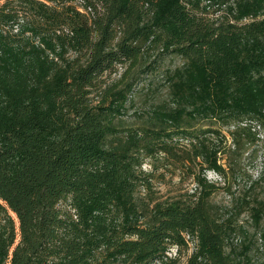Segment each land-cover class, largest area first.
Returning <instances> with one entry per match:
<instances>
[{
	"label": "trees",
	"instance_id": "16d2710c",
	"mask_svg": "<svg viewBox=\"0 0 264 264\" xmlns=\"http://www.w3.org/2000/svg\"><path fill=\"white\" fill-rule=\"evenodd\" d=\"M167 53L169 98L124 126ZM259 124L264 0H0V264H264V157L229 215L207 176ZM170 171L195 189L157 195Z\"/></svg>",
	"mask_w": 264,
	"mask_h": 264
},
{
	"label": "rangeland",
	"instance_id": "374dc122",
	"mask_svg": "<svg viewBox=\"0 0 264 264\" xmlns=\"http://www.w3.org/2000/svg\"><path fill=\"white\" fill-rule=\"evenodd\" d=\"M158 61V68L155 70V77L152 82H150L151 78L143 76L140 82L136 85L135 92H133V95L130 97V103L124 110V113L119 115L124 126L139 123L140 113L152 109L158 102L166 101L169 98L168 88L164 85V73L168 67L179 65L181 63V58L174 54L167 53L162 55ZM120 71H122V68H120L119 73ZM119 73L114 74L113 77H116ZM228 129L227 126L222 127L223 133L227 136V141L224 143L226 144L224 145L225 150H228L230 146H233L232 138ZM254 130H256L259 137L257 143L248 145L246 151L240 158L231 161L235 168L228 174L227 179L221 177L213 170L207 172L208 178L211 181L219 183L221 187L213 195L212 199L217 207L220 208L222 215H229L237 211V201L248 194V187L261 173L262 160L264 157V124L257 125ZM223 162L228 164L226 158ZM144 168L149 170L151 169V166L147 163ZM161 169L163 170V168ZM154 188L157 195L166 198L168 196H176L179 192H186L188 190L192 192L195 189V182L193 181L191 174H188L187 172L185 174H180L178 171L176 174H171L170 171L164 180H155ZM256 188L257 190L254 194L259 192L263 195V188L261 186H257ZM237 218H239L241 222L244 221L249 225V229H252L251 211L248 208L245 207ZM194 246L195 241H191L190 248L184 249L183 252H181L180 258L182 263L187 260V257L192 252ZM176 250V247L173 246L170 253L175 255Z\"/></svg>",
	"mask_w": 264,
	"mask_h": 264
}]
</instances>
